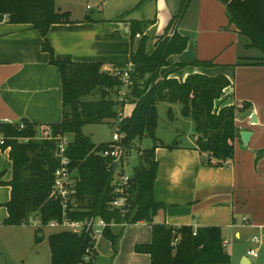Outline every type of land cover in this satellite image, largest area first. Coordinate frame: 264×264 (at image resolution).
<instances>
[{
    "label": "crops",
    "instance_id": "0c3cea01",
    "mask_svg": "<svg viewBox=\"0 0 264 264\" xmlns=\"http://www.w3.org/2000/svg\"><path fill=\"white\" fill-rule=\"evenodd\" d=\"M181 4L182 0H55L57 10L67 13L70 22L51 25L47 40L55 58L101 63L103 71H111L116 65L129 63L130 54L141 38L146 37V49L151 51L179 13ZM3 17L0 18V122L18 124L27 119L33 125L59 123L63 115L61 78L58 68L50 63L49 54L41 48L43 39L30 25L9 23ZM131 21L140 23L139 38L131 33ZM173 31L188 39L187 46L182 53L168 56L167 65L160 68L158 76L181 80L190 74L226 76L231 85L224 91L223 103L251 104V109L237 115L235 122L240 132L249 131L251 137L244 145L239 136L234 142L233 159L221 167L205 164L206 155L196 150L195 132L192 138L187 135L185 144L177 142L174 149L167 148L173 140H157L153 196L163 209L157 212L153 223L173 229L190 226L193 231L219 227L222 246L231 264L256 263L247 255L252 248H246L244 253L243 246L248 241L256 245L251 239L260 235V227H264L263 55L249 47V39L229 24L220 0H189ZM111 95L117 99L118 91ZM161 103L168 110L174 108V104ZM135 105L125 104L122 118L130 117ZM181 109H177L176 115ZM9 151L0 146V264H14V256L8 254L10 249L18 254L17 261L33 264L41 249L34 241L35 231L25 223L39 218L31 216L19 226L4 224L8 217L5 204L11 198V187L7 184L12 179ZM109 232L96 243L94 264H150L149 255L134 250L137 244L151 242L150 224L138 222L124 227L116 224ZM109 235L115 237L116 247ZM47 245L49 249L48 239ZM256 250L258 256L253 259L258 260L261 253L263 260L258 261L264 263V241ZM47 257L50 263V249Z\"/></svg>",
    "mask_w": 264,
    "mask_h": 264
},
{
    "label": "trees",
    "instance_id": "16d2710c",
    "mask_svg": "<svg viewBox=\"0 0 264 264\" xmlns=\"http://www.w3.org/2000/svg\"><path fill=\"white\" fill-rule=\"evenodd\" d=\"M220 1L226 8L229 24L249 39V47L262 53L264 64V0ZM188 2L182 0L179 13L169 22L151 51L146 49V37L133 48L129 59L133 70L128 103L136 105L131 116L119 122L125 104L109 95L117 93L120 79L103 71L101 63H77L55 58L47 40L48 30L53 24L70 22L67 13L57 10L55 0H0V18L6 16L9 23L28 24L39 32L43 39L42 50L49 54L50 63L59 70L63 101L59 123H27L20 129L19 123L0 122V137L3 139L0 146L4 150L10 149L12 162V179L7 183L11 187V198L5 204L8 210L5 225H22L31 216L38 217L42 224L60 218L58 202L49 199L52 175L58 165L54 157V141L44 137L68 136L71 140L67 149L69 168L78 177L77 198L80 203V209L71 213L73 220L95 216L118 224H150L151 242L134 247L136 253L150 256V264H231L222 246L219 227L198 228L193 234L190 226L173 229L153 223L157 212L163 209L153 196L157 172V105L161 102L181 105V114L193 121L196 150L205 154V164L213 167H221L233 159L234 142L240 136L235 124L237 115L252 107L249 102L223 103L224 91L231 85L224 75L190 74L184 80L158 76L160 68L167 65L168 56L182 53L187 46L188 39L173 30L184 15ZM130 24L134 37L140 31V23L131 21ZM197 64L211 65L210 62ZM126 65L119 64L115 68L122 69ZM95 93L98 99L89 100ZM168 114L172 115L170 109ZM104 122H119L120 132L125 136L123 142L129 151L146 137L154 143L150 149H136L138 165L129 182V206L124 215L108 207L115 195L110 186L112 177L107 170V160L100 155L107 144L96 145L82 133L84 125ZM177 144L174 141L167 148L174 149ZM109 230L104 236L110 234ZM108 238L116 247L115 237L109 235ZM175 240L177 242L172 246ZM48 244L51 264H80L90 240L86 235L60 232L50 235Z\"/></svg>",
    "mask_w": 264,
    "mask_h": 264
},
{
    "label": "built area",
    "instance_id": "2783aa9c",
    "mask_svg": "<svg viewBox=\"0 0 264 264\" xmlns=\"http://www.w3.org/2000/svg\"><path fill=\"white\" fill-rule=\"evenodd\" d=\"M5 16L3 19L5 20ZM139 38V35H136ZM133 70L132 64L128 63L124 68H113L110 74L118 77L121 86L118 90L117 100L120 103L127 104L130 99L132 81L130 74ZM122 120V114L119 116V122ZM119 122L113 123L111 139L107 142L103 151L100 152L101 157L107 160V170L111 173L110 186L114 191V199L108 203V207L112 211H117L124 215L128 211L129 193L128 187L131 176L124 173V161L129 153L124 144V135L120 132ZM25 124L19 123V128L23 129ZM45 139L54 141V157L57 160V168L52 175V184L49 194V199L57 201L60 206V218L53 219L46 224H42L39 219L30 220L36 229L51 228L59 229L62 232H68L77 236L86 235L90 240V245L86 248L82 262L80 264H94L96 257V243L104 237V232L118 223L114 221L107 222L100 217H87L83 220H73L71 213L80 209V203L77 198V181L78 177L75 172L69 168L70 159L67 156V149L71 142L68 136H59L53 138L49 135ZM3 144V139L0 137V145ZM128 152V153H127ZM121 226L128 225L120 223ZM195 231L193 232V234ZM251 241L260 245L264 241V227H260V235L252 237ZM176 240L172 242V246L176 244ZM247 255L252 258H257L256 249H249Z\"/></svg>",
    "mask_w": 264,
    "mask_h": 264
},
{
    "label": "rangeland",
    "instance_id": "374dc122",
    "mask_svg": "<svg viewBox=\"0 0 264 264\" xmlns=\"http://www.w3.org/2000/svg\"><path fill=\"white\" fill-rule=\"evenodd\" d=\"M105 72L110 73V71H105ZM109 96L112 97L111 94ZM98 97L99 96L95 93L92 96H90L88 99L97 100ZM173 107L174 108H171L172 115H169L168 106L165 103L158 104L155 137L157 140L162 141V142H172L173 140V142L176 141L180 144H185L187 142V135H190V137L192 138V135L195 132L194 124L191 118L185 117L181 114V110H180V113L176 115L177 109H181V105L174 104ZM174 118H176V120L178 121L174 120ZM112 128H113V124L110 122H104L102 124H94V125H84L82 127V133L85 136L89 137L92 143L98 145V144L107 143L110 141ZM153 144L154 143L152 139L146 137L140 143H137L136 148H132L129 151V155L126 158L124 162V167H123L125 175L132 176L135 171V168L138 165V151L137 150L139 148L140 150L150 149L153 147ZM32 225H33L32 221H27V223H25L26 227L33 229V231H35L34 241L35 243L39 245L41 249L39 258L37 260L34 259L35 261H33V264H50L48 257H47L48 251H49L48 245H47V239H48V236L58 233L59 229L43 228L41 230H37ZM41 237L43 238V240L42 241L38 240ZM243 247H244V253H245V249L246 248L248 249V247L252 249H257V245L251 244L250 241L244 244ZM44 249H45V255L43 251ZM8 254L14 256V259H13L14 264H29V262L27 261H24V262L17 261L18 254H16L14 250L12 251L10 249L8 251ZM251 260L257 261L256 263L253 262V264H264L262 263L263 261L262 262L258 261V260H263V255H261V253L259 254L258 260L253 259V258Z\"/></svg>",
    "mask_w": 264,
    "mask_h": 264
},
{
    "label": "water",
    "instance_id": "95a60500",
    "mask_svg": "<svg viewBox=\"0 0 264 264\" xmlns=\"http://www.w3.org/2000/svg\"><path fill=\"white\" fill-rule=\"evenodd\" d=\"M250 121H251L252 123L255 122V115H254V114L251 115V117H250ZM19 123H21V124H27L28 121H27V119H21V120L19 121ZM250 137H251V133H250L249 131H241V132H240V141H241L244 145H246V144L248 143Z\"/></svg>",
    "mask_w": 264,
    "mask_h": 264
}]
</instances>
